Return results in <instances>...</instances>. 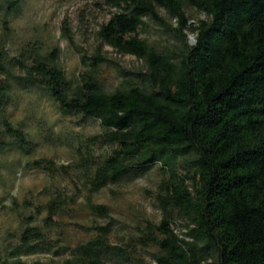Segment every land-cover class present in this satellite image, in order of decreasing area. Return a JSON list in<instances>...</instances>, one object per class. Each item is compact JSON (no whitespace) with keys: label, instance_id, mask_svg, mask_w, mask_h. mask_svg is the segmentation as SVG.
I'll list each match as a JSON object with an SVG mask.
<instances>
[{"label":"trees","instance_id":"1","mask_svg":"<svg viewBox=\"0 0 264 264\" xmlns=\"http://www.w3.org/2000/svg\"><path fill=\"white\" fill-rule=\"evenodd\" d=\"M99 1L114 13L98 37L143 61L145 71H123L133 77L108 93L100 78L107 60L99 53L81 56L83 70L72 81L56 66V48L31 44L10 56L0 46V152L32 147L6 108L17 89L41 91L62 115L94 119L103 129L80 138L75 149L89 193L160 165L167 175L155 196L160 220L145 221L119 242L109 240V225L96 226L92 238L63 247L44 230L59 225L66 205L59 194L46 205L44 226L26 228L0 264H27L21 250L59 255L63 249L69 254L59 262L31 264H264V0ZM22 2L0 0V10L15 15ZM186 6L206 19L191 25ZM146 19L181 44L179 55L139 37ZM187 33L195 35L193 45ZM27 167L57 169L46 159ZM87 209L108 217L105 205L88 202ZM177 218L185 221L179 233L172 227Z\"/></svg>","mask_w":264,"mask_h":264},{"label":"rangeland","instance_id":"2","mask_svg":"<svg viewBox=\"0 0 264 264\" xmlns=\"http://www.w3.org/2000/svg\"><path fill=\"white\" fill-rule=\"evenodd\" d=\"M100 6L99 0H23L15 15L4 16V10H0V46L10 56H17L31 44L44 51L56 48L59 51L56 66L72 81L83 70L81 56L99 53L107 60L100 68L101 82L105 91L112 93L122 86L124 78L133 77H124L123 71L143 72L145 65L133 56L118 54L98 37L101 26L114 13ZM184 11L191 25L206 19L190 7L186 6ZM159 12L173 23L162 10ZM145 22L138 30L140 38L159 52L180 54L181 44L176 39L153 21ZM187 41L193 45L195 35L187 33ZM6 116L27 134L32 147L25 153L0 152V258L11 257L26 228L44 226L46 205L59 194L66 199L64 210L57 216L59 225L52 233L51 228L44 230L50 238L51 235L59 238L63 247L73 248L92 238L96 226L109 225V240L119 242L137 235L145 221L160 220L155 196L167 175L159 164L137 177H126L89 193L84 178L75 168V149L80 138L103 133L98 121L81 115H62L45 93L33 89H17L6 108ZM40 159L52 160L57 169L27 167ZM88 202L107 206L108 217L92 215L87 209ZM184 223L183 218L175 219L172 224L175 232H181ZM68 254L64 249L59 255L51 250L34 253L21 250L19 258L27 264L51 263V259L59 262ZM145 259L150 263V257Z\"/></svg>","mask_w":264,"mask_h":264},{"label":"water","instance_id":"3","mask_svg":"<svg viewBox=\"0 0 264 264\" xmlns=\"http://www.w3.org/2000/svg\"><path fill=\"white\" fill-rule=\"evenodd\" d=\"M194 43H195V41H194Z\"/></svg>","mask_w":264,"mask_h":264}]
</instances>
